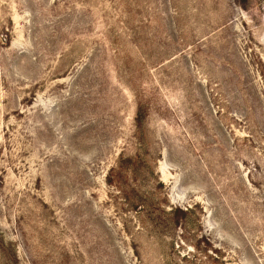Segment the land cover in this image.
Masks as SVG:
<instances>
[{
  "label": "rangeland",
  "instance_id": "obj_1",
  "mask_svg": "<svg viewBox=\"0 0 264 264\" xmlns=\"http://www.w3.org/2000/svg\"><path fill=\"white\" fill-rule=\"evenodd\" d=\"M0 264H264V0H0Z\"/></svg>",
  "mask_w": 264,
  "mask_h": 264
},
{
  "label": "trees",
  "instance_id": "obj_2",
  "mask_svg": "<svg viewBox=\"0 0 264 264\" xmlns=\"http://www.w3.org/2000/svg\"><path fill=\"white\" fill-rule=\"evenodd\" d=\"M137 121H138V123L140 124L141 123V121H142V115L140 114V115H137Z\"/></svg>",
  "mask_w": 264,
  "mask_h": 264
}]
</instances>
